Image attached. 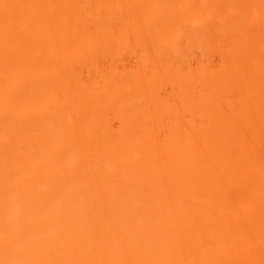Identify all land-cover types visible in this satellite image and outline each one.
Listing matches in <instances>:
<instances>
[{
    "label": "bare ground",
    "instance_id": "bare-ground-1",
    "mask_svg": "<svg viewBox=\"0 0 264 264\" xmlns=\"http://www.w3.org/2000/svg\"><path fill=\"white\" fill-rule=\"evenodd\" d=\"M259 3L0 0V261L259 264Z\"/></svg>",
    "mask_w": 264,
    "mask_h": 264
},
{
    "label": "snow or ice",
    "instance_id": "snow-or-ice-1",
    "mask_svg": "<svg viewBox=\"0 0 264 264\" xmlns=\"http://www.w3.org/2000/svg\"><path fill=\"white\" fill-rule=\"evenodd\" d=\"M4 9V21H5V28L7 30L9 26V19H10V10L11 9H19L21 7H34V6H24V5H11V4H3ZM207 7V6H202ZM232 7H240L244 9H256L259 8L260 10V17H261V23H262V29H264V0H260L259 5L256 4H247V5H237ZM262 179H264V173H262ZM0 264H33L31 261L26 260H20V259H11V260H3L0 261ZM47 264H55V262H47ZM67 264V262H65ZM115 264H119V262H115ZM142 264H149V262H142ZM199 264H216L214 261H202L199 262ZM259 264H264V259H261Z\"/></svg>",
    "mask_w": 264,
    "mask_h": 264
}]
</instances>
